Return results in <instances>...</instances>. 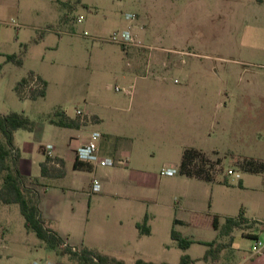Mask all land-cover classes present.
<instances>
[{"label": "rangeland", "instance_id": "rangeland-1", "mask_svg": "<svg viewBox=\"0 0 264 264\" xmlns=\"http://www.w3.org/2000/svg\"><path fill=\"white\" fill-rule=\"evenodd\" d=\"M126 13H133L135 17L129 20ZM79 14H83L81 20L76 19ZM123 29H129L131 35L135 30L143 32L146 43L183 51L123 44L127 53L138 62L133 68L131 63L128 65L129 58L122 50V43L108 39L113 31L119 33ZM241 42L264 45V0H0L1 112L23 111L37 123L41 113L51 112L56 107L77 116L76 108L112 102L120 105L119 97L128 96L129 76L132 79L133 73H139V70L141 74L160 80V83L152 80L142 84L137 82L140 91L177 90L187 75L192 83L185 90L198 91L200 79L214 81L216 92L219 88L220 138L217 147L220 154L211 151L206 155L210 159L199 155L203 163L192 161V170L197 172L198 169L201 175L212 174L211 178L188 180L187 188L195 195L182 198L175 191L165 190L170 178L174 177L159 173L165 157L157 154L155 147L154 154L153 149L150 151L152 178L159 194L156 205L149 206L148 213L155 210L156 223L160 225L150 238L156 241L165 235L166 213L174 212L176 207H194L201 209L203 223L197 226L191 222L181 229L186 231L185 237L196 240L186 248L173 241L169 253L165 254H151L156 253L151 243L140 247L141 254L133 253L132 242L124 241L127 232L123 227L130 221L131 214L122 208L129 205L136 212L140 206L134 201L91 194L86 195L87 199L90 197L91 205L88 226L92 241L100 252L120 258L125 264H134L138 257L154 264L177 263L183 254L189 257L188 262L190 257L194 258L190 264H210V258L219 253L215 246L223 244L220 262L232 264L230 254L234 250L247 253L254 245L255 238L243 234V230L257 231L258 239L264 241V230L254 225L234 227L231 240L222 232L225 217L236 216L241 209L245 223L251 216L247 209L251 206L264 217L262 176H256L246 168L250 162L264 165V66L241 72L235 58L260 59L250 53L238 54ZM7 54H15L21 62L7 59ZM30 72L39 73L45 79V94H38L43 83ZM23 76L26 80L19 82ZM37 80L41 83L39 87H35ZM245 89L260 90L263 95L256 92L252 96L241 94ZM147 107L149 116L157 120L171 114L158 102L152 101ZM82 117L83 120L78 118L79 122L85 121V115ZM43 124L41 134L39 128L15 131L22 157L30 161L34 173L38 172L42 159L38 139L53 144L61 141L56 125ZM150 142L156 141L150 139ZM39 148L42 150V146ZM101 149L104 151L103 146ZM48 167L52 174L48 176H52L49 178L52 180L56 177V165L51 163ZM228 168L233 171L228 173ZM3 172H0V185ZM84 173L88 174L87 171ZM44 186L38 187L40 196L45 191ZM52 192L49 191L48 196ZM167 203H172L170 209L166 208ZM6 207L7 213L0 216V235L7 233L9 238L6 244L0 241V264H30L33 259L44 258H52L59 264H76L75 257L64 250V244L48 247L33 231L25 229L17 203H8ZM181 210L177 211L180 215ZM215 215L217 227L212 224ZM165 236L169 240L170 237ZM211 240L213 244L205 243Z\"/></svg>", "mask_w": 264, "mask_h": 264}, {"label": "crops", "instance_id": "crops-1", "mask_svg": "<svg viewBox=\"0 0 264 264\" xmlns=\"http://www.w3.org/2000/svg\"><path fill=\"white\" fill-rule=\"evenodd\" d=\"M260 1L263 2V0ZM128 19L132 20L133 17ZM84 33H86V31H84ZM145 36L146 34H143V32L139 30L132 31L133 43L135 44L152 49L160 48L170 52L183 51L176 47H166L163 44L154 45L146 43L144 42L146 39ZM122 50L129 58L128 65L131 63V65H134L133 68H136L138 62L127 53L126 49ZM240 52L250 53L251 55L260 57V59H256V61L244 60L243 57L240 59L238 57L235 58V62L240 65L239 67L242 73L250 72L251 69H258V67L264 66V45L241 42L239 44L238 54H241ZM144 67L145 64L143 68ZM33 73L36 75L34 77L45 80L39 73L30 72V74ZM133 74L135 75L132 76V79L130 76L128 78V96L126 98L119 97L118 99V102H122L120 105L113 102L96 105V108L89 105L82 109L84 111L85 121L81 122L78 126H62L51 123L60 129L57 133L61 141L53 144L51 142L45 143L40 141V138L38 139L39 146H42V150H40L38 146L39 151L42 153V159L39 161V170L37 173L32 172L30 161L22 157L21 146L18 141L15 140V131L18 128L13 132V143L19 153V169L22 174L28 177L40 176L41 181L45 184V191L40 196L39 200L41 214L48 225L55 229L62 237V244L64 245L67 243L71 246H75L77 249L85 246L100 252L101 249L95 246L92 241L88 226V216L91 205L90 197L87 199L86 195L91 196V194L134 201L140 206L136 209V212H133V209L129 205L122 208V211L131 214L130 221L128 224L123 225V227L125 232H127L124 236V241L132 242V246H134L133 253L141 254L142 250H140V247L145 243L152 244L153 250L156 253L151 254L169 253L172 245L171 242H176V240L170 236V229L172 226L180 231L182 235L187 236L186 231L181 229L182 226H187L191 224V222L195 223L197 226L199 223H203L201 209L194 207H176L174 212L170 211L168 214L166 213L164 217V232L165 235L170 237L169 240L165 238V235H162V238L156 241L150 238L155 234V228H160V225L156 223L157 212L152 210V212L149 211L150 213H148L149 206L152 204L156 205L159 194L157 183L154 178H152L154 174L151 168L153 156L150 154V151L151 149L154 150L153 147H155L157 154L161 153V155L165 157L162 160L159 173L163 164L171 163L177 168L176 172L169 174L174 178H170V181L164 187L165 190L175 191L177 192L176 194L182 196V198L195 195L191 188H187L189 184L188 180L194 177L211 178L212 174H208L206 177L199 174L190 175L182 173L179 164L183 150L186 147L196 148L201 151L204 156L210 155L209 153L211 151H215V154H220V150L217 147V142L220 138V126H218L220 123V100H218L217 97L220 94L219 88H217L216 92L214 81L211 82L210 80L200 79L197 81L200 83L198 91L192 92L190 90H185L190 88V83H192V80L187 75L185 82L179 85L177 90L162 92L140 91L137 82H141L140 84H142L151 82L152 80L154 83H160V80L159 78L152 79L148 77L147 74H141L140 70L139 73ZM245 90L246 91L241 92V94L252 96L251 94L256 92L258 95H263V92L260 90ZM142 100L149 101L145 102ZM152 101L158 102L160 106L167 107L171 111V114L158 120L150 117L147 106H149ZM47 113H41L40 121L37 122L34 127V129L39 128L38 131L40 134L43 130V123L48 122L44 119ZM68 116L76 118L77 120L80 119L78 116L70 114ZM109 119H111L112 122H110ZM95 130L101 133L100 153L111 155L115 159H121L123 161L113 165L97 166L92 161L81 160L85 163L84 166L74 167L73 162L77 159L75 154L76 146L85 142L89 138L90 133ZM149 133H151V137ZM116 135L120 136L117 140L114 139ZM152 136L154 138H152ZM150 139L151 141L155 139L156 142L152 144ZM215 139H217V141H215ZM101 146L104 147V151L101 149ZM46 153L54 159L62 158L64 161L61 167L62 173L53 177L52 180L49 179L52 176L40 175V162L44 160ZM152 153L154 154L155 150ZM208 158L210 159V157ZM246 168L252 173H256V176L261 174V180L264 184L263 163L250 162ZM84 171H87L88 174H85ZM94 176L100 179V189L93 192L91 191V184ZM55 180L56 182H54ZM85 190H88L87 192H89V194H87ZM49 191L53 192L48 196ZM7 204L8 203L0 201V216L7 213ZM249 206H251V204ZM171 207L172 203L166 204V208L170 209ZM178 209H183L181 210L182 215L177 213ZM247 209L251 212V216L248 217L247 223L244 222L242 224H246L248 228L254 225L264 230V217L262 218L259 216L252 206ZM145 214H147L149 231L140 232L136 222L142 221ZM119 222L122 224V219L119 220ZM234 227L229 234L224 233L223 236L232 235ZM239 227L242 226L240 225ZM242 233L252 234L253 238H258L257 231H247L245 229ZM8 238L7 233L0 235V241H3L4 244L8 242ZM193 240L196 239L193 238ZM197 240L200 239L197 238ZM77 243H80V246H78ZM215 244L217 243L215 242ZM135 246H137V248H135ZM251 249L252 250L247 253L245 251L237 252V250H234L230 254L233 256L232 264H264V251L256 252L254 245ZM219 253L210 258V264H222L220 262ZM190 259L191 261L185 264L192 263V259L194 258L190 257ZM166 262L172 263L170 261ZM225 264L227 263L225 262Z\"/></svg>", "mask_w": 264, "mask_h": 264}, {"label": "trees", "instance_id": "trees-1", "mask_svg": "<svg viewBox=\"0 0 264 264\" xmlns=\"http://www.w3.org/2000/svg\"><path fill=\"white\" fill-rule=\"evenodd\" d=\"M122 49L125 46L121 45ZM7 59L14 60L18 63L21 62V59L15 54H7ZM41 79V78H40ZM26 77L23 76L19 82H24ZM43 86L39 88L38 94H45V84L46 81L42 80ZM44 119L50 123H54L62 126H78L81 122L76 118L68 116L63 109L56 107L51 112H48ZM36 126V121L30 118L25 112L17 110H9L7 112L0 111V172H3L2 182L0 185V201L4 203L15 202L18 204L20 212L23 216V224L27 231H33L37 236L40 242L44 243L48 247H53L59 243H62V237L48 225L45 218L41 214L39 207V185H43V182L40 179V176L28 177L21 173L18 166V157L19 153L16 150L13 143V132L17 128H24L27 130H32ZM120 138L119 135L114 137L115 140ZM196 155H202L201 151L193 147H186L183 150L182 158L180 161V171L186 174H199L190 168L193 163L192 160ZM48 153L45 154V158L40 162V175L48 176L49 167L46 164V161L50 159ZM57 159V158H56ZM61 167L63 165V159H57ZM84 162L81 160L75 159L73 162L74 167L84 166ZM61 167H56V175L62 173ZM208 176V175H204ZM38 185V186H37ZM243 209L240 210L238 215L231 216L228 215L225 217V222L222 226V232L229 234L234 226H239L244 223L245 218L242 214ZM214 227H217V216L213 217L212 222ZM136 225L140 232H148L149 226L147 225V214L144 215L142 221L136 222ZM253 237L252 234H247ZM170 236L176 240L177 244L181 248H186L190 245L193 240L192 238H187L181 234L174 226L170 229ZM232 235H230V240ZM205 243L211 245L213 240L206 241ZM223 244H217L215 249L218 251L222 248ZM64 250L75 257L76 264H125L124 261L115 256L108 255L106 253L99 252L92 248L82 247L77 249L71 245L65 243ZM207 251H211L208 249ZM189 257L186 254H183L180 260L177 263H168L163 262L161 264H184L188 262ZM134 264H154L150 261L143 260L142 258H137Z\"/></svg>", "mask_w": 264, "mask_h": 264}, {"label": "built area", "instance_id": "built-area-1", "mask_svg": "<svg viewBox=\"0 0 264 264\" xmlns=\"http://www.w3.org/2000/svg\"><path fill=\"white\" fill-rule=\"evenodd\" d=\"M126 18H132L134 17L133 13H126ZM83 18V14H79L77 16V20H81ZM109 40L120 42L124 45L132 44L133 38L131 33L129 32V29H123L121 32L113 31L110 36L108 37ZM36 79V78H34ZM41 83L37 80L35 87H39ZM42 87V86H41ZM40 87V88H41ZM118 89V87H115ZM76 115L79 116L80 120H83L84 111L81 108L75 109ZM100 139H101V133L97 130L92 131L89 135V138L87 141L79 144L75 148V154L77 159L79 160H88L92 161L95 165L103 166V165H113L115 163L122 162L121 159H115L111 155H104L100 153ZM199 155H196L193 158V162L198 161V163H203L201 159L198 158ZM49 161H46L47 166H49L51 163H55L56 167H61V164L58 160H54L53 157H50L48 159ZM177 168L173 164H166V166H162L160 169L161 174H170L173 172H176ZM228 173L232 172L231 168L227 169ZM100 188V180L94 176L92 179L91 184V191H97ZM254 248L256 252L264 251V241H261L260 239L256 238L254 241ZM30 264H57L55 260H52L50 258H44V259H33Z\"/></svg>", "mask_w": 264, "mask_h": 264}]
</instances>
